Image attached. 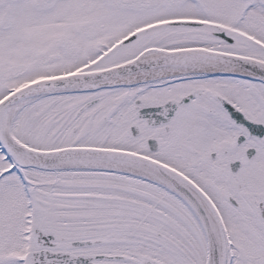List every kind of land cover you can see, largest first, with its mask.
Instances as JSON below:
<instances>
[{"label":"snow or ice","instance_id":"6c2138e0","mask_svg":"<svg viewBox=\"0 0 264 264\" xmlns=\"http://www.w3.org/2000/svg\"><path fill=\"white\" fill-rule=\"evenodd\" d=\"M0 264H264V0H0Z\"/></svg>","mask_w":264,"mask_h":264}]
</instances>
